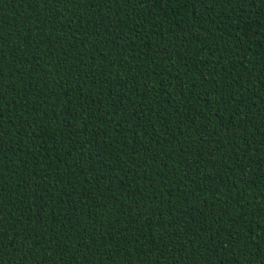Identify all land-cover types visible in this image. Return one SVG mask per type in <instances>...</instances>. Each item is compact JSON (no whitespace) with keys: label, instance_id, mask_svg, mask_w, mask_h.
I'll use <instances>...</instances> for the list:
<instances>
[{"label":"trees","instance_id":"16d2710c","mask_svg":"<svg viewBox=\"0 0 264 264\" xmlns=\"http://www.w3.org/2000/svg\"><path fill=\"white\" fill-rule=\"evenodd\" d=\"M0 264H264V0H0Z\"/></svg>","mask_w":264,"mask_h":264}]
</instances>
